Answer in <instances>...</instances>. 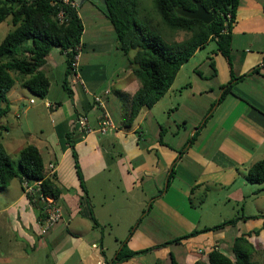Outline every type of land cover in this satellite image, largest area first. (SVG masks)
I'll return each instance as SVG.
<instances>
[{"label": "crops", "instance_id": "crops-1", "mask_svg": "<svg viewBox=\"0 0 264 264\" xmlns=\"http://www.w3.org/2000/svg\"><path fill=\"white\" fill-rule=\"evenodd\" d=\"M80 6L93 22L83 24L77 11L83 25L78 77L66 75L65 54L52 49L41 68L50 82L46 98L41 104L30 103L28 90L14 85L7 94L8 113L0 119V145L10 160L18 159L20 151L31 144L38 149L46 173L49 164L55 166L54 182L60 190L56 203L63 219L41 235L37 208L23 195L21 182L11 180L0 190V264H112L123 243L133 240L150 214L158 218L147 222L155 224L157 234L166 240L145 254L115 264H172L171 256L175 264H208L213 249L231 259L233 242L242 236L252 248L264 252V209L256 203L264 190L245 180L247 169L264 158V0H238L230 32V65L215 46L209 58L216 75L208 70L200 73L196 59L209 42L180 68L166 94L131 126L124 123L140 82L128 63L124 68V58L120 57L118 68L112 64L108 69L107 60L113 55L105 54L116 43L114 30L91 1L84 0ZM231 74L246 77L213 109L217 94L223 91L220 87L230 81ZM209 78L208 88L200 80ZM105 90L109 91L103 97L105 109L116 130L101 135L103 111L93 95ZM207 91L209 104L197 105L205 119L193 127L192 136L201 128L196 139L189 145L192 136L186 138L181 147L167 145L165 136H175L170 135L172 122L176 124L171 115L182 110L186 125L188 117L196 114L190 101L202 99ZM8 115L17 119L10 130L24 129L22 135H10L9 122L4 123ZM82 115L88 118L87 134L76 125ZM45 119L46 129L42 126ZM246 199H253L258 214L233 218ZM233 219H238L235 225L220 231L174 242L194 230ZM256 237L262 239V247L253 240Z\"/></svg>", "mask_w": 264, "mask_h": 264}, {"label": "trees", "instance_id": "trees-1", "mask_svg": "<svg viewBox=\"0 0 264 264\" xmlns=\"http://www.w3.org/2000/svg\"><path fill=\"white\" fill-rule=\"evenodd\" d=\"M105 2L108 14L104 15L114 30L116 49L127 58L132 74L140 82V88L130 100L129 114L124 125L131 126L144 111L152 108L169 90L180 68L197 50L203 49L209 42L215 44L216 50L230 65V32L235 22L238 0H153L161 23L171 30L182 31L188 35L182 42H167L158 34H148L136 19L138 0H105ZM195 2H201L206 11L214 12L215 20L205 25L198 20L186 19L176 14L175 10L179 8L194 10ZM60 10L64 13L63 23L57 19ZM228 15L230 19H227ZM8 17L14 28L0 43V119L8 113L7 94L16 82L28 90L33 97L40 100L46 98L50 82L41 68L45 65L52 49L58 48L65 54L66 75L71 74L70 64L83 34V25L76 8L69 5H52L49 0H36L32 3L26 0H0V23ZM130 51H135L132 58L129 57ZM211 67L213 68V64ZM257 71V68L253 70V72ZM213 75H216L215 71ZM245 77L246 75L236 77L231 74L230 81L220 87L223 91L219 105L228 95L233 94L232 88ZM64 89L67 91L66 86ZM199 130L187 141V144L193 143ZM67 138L66 136V141ZM72 154L81 189L85 193L77 158L73 151ZM46 174L41 155L35 146L29 144L20 151L17 168H14L10 157L0 145V190L7 188L13 179H18L21 183L23 180L29 183L40 181L35 197L29 198L38 210L39 220L44 217L40 196L57 200L60 195L54 177L48 178ZM173 176L172 170L168 185ZM245 180L254 185L264 184V158L247 169ZM237 220L194 230L174 242L193 238L202 233L220 231L225 226L235 225ZM165 245L167 244L156 248ZM252 249L243 236L238 237L232 246L234 259L213 249L207 256V262L208 264H255L250 260ZM150 250L151 248L131 251L127 249L126 243H123L112 264L129 260ZM171 260L172 264H175L172 256Z\"/></svg>", "mask_w": 264, "mask_h": 264}, {"label": "rangeland", "instance_id": "rangeland-1", "mask_svg": "<svg viewBox=\"0 0 264 264\" xmlns=\"http://www.w3.org/2000/svg\"><path fill=\"white\" fill-rule=\"evenodd\" d=\"M76 7H77V11L79 12V14L81 16L83 24H85L87 26L91 25L93 22V19L90 18L89 14L86 13L85 10L81 9L80 5H76ZM136 19H137V22L145 28V30L148 34H158L167 42H182L183 40H185L188 37V35L185 32L171 30L161 23L160 17L154 8L153 0H138ZM13 28L14 27L12 26L9 17L5 21L0 23V43L3 41V39L6 37V35L13 30ZM106 37L109 40H110V38L111 39L113 38L111 36V34L106 35ZM114 38H115V35H114ZM214 47H215V44L210 43L207 47H205L202 50L200 56H198V58L196 59V62L199 63L198 69H199L200 73H202L203 75L206 74V70H208L211 73H213L214 71L216 72L215 64L211 60L212 57H210L212 54L210 52V50ZM134 54H135V51H130L129 57L132 58L134 56ZM105 55L108 57L113 55L109 60H107L108 69L113 68L112 64H115L114 67L118 68V64L120 62V57L125 59L124 61H125L126 65L124 66V68L127 67V63H128L127 58L122 54L121 51L116 49V43H114L110 47L109 52L106 53ZM115 55H117V56H115ZM115 57H117V59H115ZM207 58H209V59H207ZM193 63H195V62H193ZM211 64H213V68L211 67ZM210 81H212L210 78L200 80V82L203 83V85H206V87H208ZM15 86H16V89L19 87L18 82L15 83ZM212 86H214V81L212 82ZM209 87H210V85H209ZM57 93H58V91H57ZM57 93H56V95H57ZM63 93L65 94V92H63ZM208 95H209V92L207 91V92H204L202 94V97H201L202 99H199L198 101H194V100L190 101L191 106H195V108H196V114L193 117H188L189 119H188V123L186 125H184L182 123V113H183L182 110H179L178 112L173 113L171 115L172 120L176 121V124H174L172 122V125L170 127V131H171L170 135L172 133H174L173 135H175V136H173V137L165 136L164 142L167 145H178L179 147H181L182 144L185 142L186 138L188 139L192 136V132L195 129L193 127L196 124H198L201 120H202L201 122H203L205 119V117L200 113V111L202 112V109H199L197 107V105L201 103V104H203V107L205 105L207 106L210 102ZM219 96H220V92L217 94L216 98L218 99ZM27 98H28V100H30V99L34 100L36 102V104L42 103L41 100L33 97L32 95H30V93L27 94ZM107 108H108L110 114L113 116L112 110L109 107H107ZM6 120L9 122V125L7 126V128L11 133L10 135H13V136L22 135L21 131H24V129H22V130L11 129L10 130L11 124H13V125L17 124V119L15 117L8 115L6 118H4L5 124H7ZM48 125H49L48 121H47V119H45L42 126H44L46 129V126H48ZM4 135H6L5 132L3 133V136ZM160 136L162 137L161 134H160ZM18 159H19V157H18ZM18 159H11V162H12V165L14 168H17ZM253 187H256L257 190L258 189L264 190V184L260 185V186L255 185ZM0 194H1V192H0ZM251 201H253V199L252 200L246 199L243 203V206L239 207L238 211L233 213V215H232L233 218H237V217L241 216L242 214L245 217H249L250 214L251 215L253 214L254 216H256L258 213H256L257 211L253 210V208H256L254 206L255 203L251 202ZM256 203L259 204L260 208L264 209V191L259 193L258 200L256 201ZM153 217L158 218L154 214H150V216H146L145 220H143V222L140 224L139 228L137 229V232L134 234L133 240L127 244L128 250L135 251L137 248H141L144 246L151 248L152 246H154V244H157L159 242H162L163 240H166V237L157 234V226L155 224H153V226H152L150 223H148V222H150L149 221L150 219H154ZM237 231H238V228L236 227L233 230V233H236ZM167 238H169V237H167ZM256 239L258 240L257 245L259 247H262V245H263L262 239L260 237H256L253 240H256ZM28 252H31L30 248L28 249ZM231 259H234V257H232ZM250 260H251V262H253L255 264H264V252L259 251L258 247L256 248L254 246V248L251 251Z\"/></svg>", "mask_w": 264, "mask_h": 264}, {"label": "built area", "instance_id": "built-area-1", "mask_svg": "<svg viewBox=\"0 0 264 264\" xmlns=\"http://www.w3.org/2000/svg\"><path fill=\"white\" fill-rule=\"evenodd\" d=\"M28 3L35 2L36 0H26ZM52 5H61V6H71L76 8V4L72 0H49ZM57 19L60 23L64 22V13L63 10H60V12L57 15ZM227 19H230V15L227 16ZM75 55L71 61L70 64V71L71 75L74 77H78L79 72V59H80V51H81V44L79 43L75 48ZM109 94V91L105 90L103 94H94L93 95V101L95 104H97L103 111L102 119L99 123V129L98 133L101 135H105L109 132H113L116 130V127L108 115L106 109L103 97L107 96ZM30 103H33V100L30 101ZM76 125L79 130L83 132V134H87L90 132L89 125H88V118L86 116H79L76 119ZM55 172V166L53 164L48 165V172L46 174V177L51 178L54 176ZM41 182H34L29 183L26 180H23L22 185V191L23 195L29 198H34L36 195V190L39 188ZM40 201L43 204V213L44 217L42 219L40 234L45 235L47 232L53 228L55 225H57L60 221L63 219V213L60 208V206L56 203V200H54L51 197H43L40 196Z\"/></svg>", "mask_w": 264, "mask_h": 264}, {"label": "water", "instance_id": "water-1", "mask_svg": "<svg viewBox=\"0 0 264 264\" xmlns=\"http://www.w3.org/2000/svg\"><path fill=\"white\" fill-rule=\"evenodd\" d=\"M76 5H80L84 0H72ZM94 3L98 8L105 14H108L107 6L105 0H89ZM195 10H186V9H176L175 12L180 17L190 19V20H198L205 25L210 24L215 20L216 14L212 11H206V9L202 6L201 2H195ZM220 96L217 99L216 104L214 105L215 109L219 103ZM212 109V110H213Z\"/></svg>", "mask_w": 264, "mask_h": 264}, {"label": "flooded vegetation", "instance_id": "flooded-vegetation-1", "mask_svg": "<svg viewBox=\"0 0 264 264\" xmlns=\"http://www.w3.org/2000/svg\"><path fill=\"white\" fill-rule=\"evenodd\" d=\"M195 10V9H194Z\"/></svg>", "mask_w": 264, "mask_h": 264}]
</instances>
